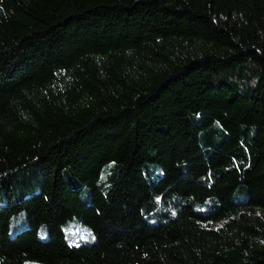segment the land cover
<instances>
[{
	"label": "trees",
	"instance_id": "1",
	"mask_svg": "<svg viewBox=\"0 0 264 264\" xmlns=\"http://www.w3.org/2000/svg\"><path fill=\"white\" fill-rule=\"evenodd\" d=\"M0 264H264V0H0Z\"/></svg>",
	"mask_w": 264,
	"mask_h": 264
},
{
	"label": "rangeland",
	"instance_id": "2",
	"mask_svg": "<svg viewBox=\"0 0 264 264\" xmlns=\"http://www.w3.org/2000/svg\"><path fill=\"white\" fill-rule=\"evenodd\" d=\"M70 182H71V181H70ZM26 224H27V221H26V219H25V220H23V221H22L17 227H18V228H22V227L26 226ZM84 226H85V227H84L83 231H84V232H86V231H87V232H88V231L90 232L89 227H88L87 225H85V224H84ZM17 227L14 226V227L12 228V231H14L15 229H17ZM75 229L78 230L77 232H79V233H81V234L83 235V232L81 231V226H80V225H78ZM41 231H43L42 233H44V229H41ZM66 231H67V230H66ZM44 234H45V233H44ZM67 235H70L68 231H67ZM88 235H89V234L87 233L85 237H86L87 239H88V238L90 239V237H89ZM93 237H94V235L91 236V239H92Z\"/></svg>",
	"mask_w": 264,
	"mask_h": 264
}]
</instances>
